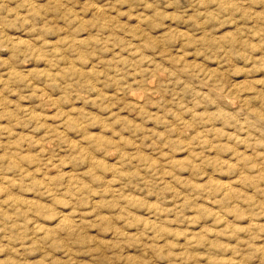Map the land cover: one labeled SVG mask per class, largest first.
Listing matches in <instances>:
<instances>
[{
	"label": "rangeland",
	"instance_id": "1",
	"mask_svg": "<svg viewBox=\"0 0 264 264\" xmlns=\"http://www.w3.org/2000/svg\"><path fill=\"white\" fill-rule=\"evenodd\" d=\"M0 264H264V0H0Z\"/></svg>",
	"mask_w": 264,
	"mask_h": 264
},
{
	"label": "bare ground",
	"instance_id": "2",
	"mask_svg": "<svg viewBox=\"0 0 264 264\" xmlns=\"http://www.w3.org/2000/svg\"><path fill=\"white\" fill-rule=\"evenodd\" d=\"M99 15H100V14H99ZM70 41H71V40H70ZM72 42H73V41H72ZM67 43H68V42H67ZM73 44H74V43H73ZM73 44H72L71 46L69 45V47L74 46ZM79 69H80V68H79ZM153 82H154V80H153ZM149 86H150V84H149ZM151 86H152V85H151ZM147 88H148V87H147ZM38 95H39V94H38ZM78 95H79V94H78ZM155 96H156V95H155ZM39 99H40V98H39ZM42 99H43V98H42ZM39 101H40V100H39ZM44 101H45V100H44ZM42 103H45V102H42ZM67 119H68V118H67ZM65 122H66V120H65ZM68 122H69V121H68ZM68 122H67V123H68ZM61 124H62V123H61ZM44 146H45V145H44ZM42 149H43V148H42ZM45 151H46V150H45ZM49 168H50V167H49ZM54 170H55V169H54ZM46 175H47V174H46Z\"/></svg>",
	"mask_w": 264,
	"mask_h": 264
}]
</instances>
